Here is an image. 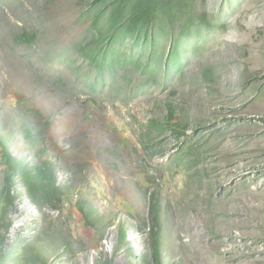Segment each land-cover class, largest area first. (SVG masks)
Instances as JSON below:
<instances>
[{
	"label": "rangeland",
	"instance_id": "obj_1",
	"mask_svg": "<svg viewBox=\"0 0 264 264\" xmlns=\"http://www.w3.org/2000/svg\"><path fill=\"white\" fill-rule=\"evenodd\" d=\"M0 264H264V0H0Z\"/></svg>",
	"mask_w": 264,
	"mask_h": 264
}]
</instances>
